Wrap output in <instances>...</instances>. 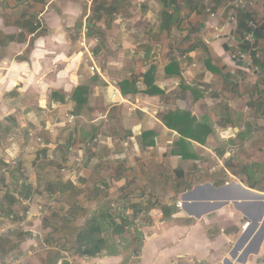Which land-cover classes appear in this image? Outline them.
Listing matches in <instances>:
<instances>
[{
  "label": "crops",
  "instance_id": "obj_1",
  "mask_svg": "<svg viewBox=\"0 0 264 264\" xmlns=\"http://www.w3.org/2000/svg\"><path fill=\"white\" fill-rule=\"evenodd\" d=\"M229 1L0 0V175L38 178L46 160L51 180L70 187L55 186L45 215L33 205L19 214L28 236L0 262H68L47 231L77 236L110 210L129 252L74 264H262L264 0L243 13ZM246 14L260 23L250 65L229 47ZM225 182L251 193L233 185L237 200L200 218L175 206L186 193L217 202L206 185ZM14 203L0 224L17 223Z\"/></svg>",
  "mask_w": 264,
  "mask_h": 264
},
{
  "label": "rangeland",
  "instance_id": "obj_2",
  "mask_svg": "<svg viewBox=\"0 0 264 264\" xmlns=\"http://www.w3.org/2000/svg\"><path fill=\"white\" fill-rule=\"evenodd\" d=\"M108 59H109L108 57H105V59H104L105 63L108 62ZM105 67H106V65H105ZM30 160L31 159H29V162L31 164L32 162ZM45 162H46V160L45 161L42 160L41 162H38V165L40 168H41V166H45V168H42V170L38 169V178H34L32 172H26L30 175L29 178L25 181L27 184L26 188H21L20 174L22 172L18 171V172L10 173V174H8V177L7 176L3 177L0 175V215L2 217L6 218L9 216V212L7 211L6 208H4V207H6V206H4V204L9 203L11 201V199L13 201L14 200L17 201V204L14 203L15 214L18 215V217L15 218V221H17L18 219H21L19 214H21V215L24 214V212H26V210L29 209L32 205L34 207L40 206L41 210L39 212L42 213V215H45L48 209H49V211H51V209L49 207V204H50L49 201H51V200H49V199H51L53 195L49 196V194L47 193L46 183L53 181V180H51V178H52V176L57 174V172L53 171V168L48 169V167H46V165H45ZM13 167L15 169L19 168L18 164L13 163V164L7 166L6 169H11ZM17 173L19 174V177L17 176ZM28 186H31V188L27 189ZM32 186L35 188H33ZM17 190H20V192H22L23 195L19 196L20 192H17ZM19 197H21V199L23 197L25 198V199H22L23 202H19V199H17ZM115 208H113L112 211H114ZM53 212L54 213H52V215L49 213V215H51V216L48 217L47 220L50 222V224H57L58 218H60L61 216H60L59 212L57 213V215H56L57 211H53ZM105 212H106V214L104 216H110V213H109L110 210H106ZM111 213H113V212H111ZM13 219H14V217H13ZM10 221H12V220L10 219ZM19 222H20V220L17 221V223L15 225H12V227H10L11 226L10 223L2 222L0 224V236L4 235L3 237H5L6 234H8V233L10 234V235L6 236L4 238V240L2 238H0V250L3 251V253L5 255H7V252L12 250L13 246L16 245V242L18 243L19 240L22 241V238H27V236H28L29 232L26 231V229L28 227L26 225H24V223H19ZM127 222H129V220H127ZM52 227H50V228H52ZM58 229H59V227L56 230H58ZM60 231H56V233L54 231H47L46 238L49 236L48 238H52L53 242L57 243V248L60 251H62V253H59L60 258L65 257L66 259H68V262H67L68 264H74V261L72 260L73 257L79 256V258H81V259L83 258L76 251L77 250V241H76L77 238H76L74 232L68 228V226L60 227ZM41 233L43 234L42 231H41ZM116 239H117V243L119 244V242H118L119 237L117 236ZM136 243H137L136 240L134 242L132 241L131 245L134 246V245H136ZM122 248H123V243H121L119 245V249L121 250L122 253L129 252L128 250L122 251ZM8 257H5L3 260H1L0 264L8 263V261H6V259L10 260V258H11L10 256H8ZM100 258H102V257H100ZM88 259H90V261H92L91 259H94V258H88ZM183 264H200V263H196V262L192 263V262L184 261Z\"/></svg>",
  "mask_w": 264,
  "mask_h": 264
},
{
  "label": "trees",
  "instance_id": "obj_3",
  "mask_svg": "<svg viewBox=\"0 0 264 264\" xmlns=\"http://www.w3.org/2000/svg\"><path fill=\"white\" fill-rule=\"evenodd\" d=\"M243 13V12H242ZM252 20L251 16L247 15L245 16L244 23H247L248 21ZM79 105V104H78ZM74 143V142H72ZM21 181V188H26V180L24 178H20ZM56 181L53 180L51 183L46 184V190L49 195H52L54 190L57 188V192L64 193L70 187L67 184H55ZM56 186V188H55ZM30 187L28 186L27 189ZM23 193H21V196ZM25 199V198H22ZM124 226L123 221H121L120 224H116L111 216H98L97 218H94L90 221V223L86 226V228L83 231L78 232L76 238H77V253L82 257L87 258H100V257H110V256H116L121 254V250L119 249V245L121 243H124L121 238L118 239L119 244L117 243L116 236H119L123 234L124 232ZM140 235L139 233L136 234L135 240L137 241L136 247L133 250V253L135 256H137L139 250H140ZM1 238V237H0ZM134 240V241H135ZM131 245V244H130ZM129 247V246H128ZM125 248H122V251ZM129 249L126 248L125 251ZM59 255H57L56 258H58ZM56 264V263H55ZM61 264H68L67 262L63 261Z\"/></svg>",
  "mask_w": 264,
  "mask_h": 264
},
{
  "label": "built area",
  "instance_id": "obj_4",
  "mask_svg": "<svg viewBox=\"0 0 264 264\" xmlns=\"http://www.w3.org/2000/svg\"><path fill=\"white\" fill-rule=\"evenodd\" d=\"M258 2L259 0H230L229 8L232 12H246L254 8ZM259 25L258 21H248L247 30L242 32L240 42L229 43V47L231 48L230 58L232 60L245 62L247 65H250L254 59L259 57V50L256 45V32L259 30ZM224 185H229V182H225ZM175 206L181 210L183 201L176 200ZM249 225V222H246L241 229L245 231ZM262 264H264V256L262 257Z\"/></svg>",
  "mask_w": 264,
  "mask_h": 264
},
{
  "label": "water",
  "instance_id": "obj_5",
  "mask_svg": "<svg viewBox=\"0 0 264 264\" xmlns=\"http://www.w3.org/2000/svg\"><path fill=\"white\" fill-rule=\"evenodd\" d=\"M230 35H232V34H230ZM224 49L227 50V45L224 46ZM232 131L233 130H230L229 129L228 131L224 132V136L225 137H229L230 134L232 133ZM233 185L235 187H237V189L243 191V193L244 192H246V193L248 192V195L251 193L250 191H248L247 189H245L239 183H235ZM233 185H225V186H223L221 188H214L213 187V184H207L206 185V188H211L212 190H214L217 193L216 194V196H217V198H216L217 199V202H214V203H211V204H209V203H197V202L195 203V201L192 200L191 193H186L185 196H184V200H183V206L185 204L184 207H185V209H186L187 212L191 213V215H194L196 218H200L201 215H204V214H206V213L214 210L215 207H219L220 205L227 203L226 201H229V200H234L235 201V200H237L236 197L233 198V197L228 196L226 194V192H228L231 189V186H233ZM257 197L260 198V199H263L264 196L263 195H260V194H257ZM194 206L195 207H202V210L196 211V212H192L191 209ZM263 210H264V203L262 205V211H261V214H260L261 216H262ZM260 217L258 218V221H259Z\"/></svg>",
  "mask_w": 264,
  "mask_h": 264
}]
</instances>
